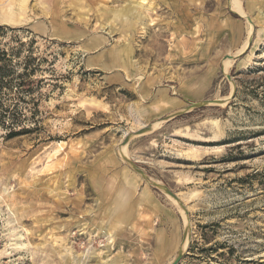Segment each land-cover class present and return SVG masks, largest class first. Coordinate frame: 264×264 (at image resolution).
Listing matches in <instances>:
<instances>
[{"label":"rangeland","instance_id":"1","mask_svg":"<svg viewBox=\"0 0 264 264\" xmlns=\"http://www.w3.org/2000/svg\"><path fill=\"white\" fill-rule=\"evenodd\" d=\"M20 1L0 40L39 66L41 129H0V264H264V0Z\"/></svg>","mask_w":264,"mask_h":264},{"label":"trees","instance_id":"2","mask_svg":"<svg viewBox=\"0 0 264 264\" xmlns=\"http://www.w3.org/2000/svg\"><path fill=\"white\" fill-rule=\"evenodd\" d=\"M6 30L11 34L15 32L14 28L0 27V36ZM22 46L24 42L16 39V46L6 48V42L0 40V129L5 139L37 133L41 129L37 106L43 78L31 79L39 66L30 52L19 59L17 55Z\"/></svg>","mask_w":264,"mask_h":264},{"label":"bare ground","instance_id":"3","mask_svg":"<svg viewBox=\"0 0 264 264\" xmlns=\"http://www.w3.org/2000/svg\"><path fill=\"white\" fill-rule=\"evenodd\" d=\"M22 1V0H21ZM20 1V2H21ZM22 3V2H21ZM9 4H11V3H9ZM26 4V3H25ZM22 5V4H21ZM232 7L234 8V10L236 11V12H239V13H241V11H240V7H239V4H238V2L237 1H235V0H232ZM1 7H2V5H1ZM9 7V6H8ZM23 7V6H22ZM4 8H5V6H4ZM4 8H1L0 9V20L2 21H6V22H8V23H14V22H16V21H18V15L13 11V10H11L10 8H6V9H4ZM232 8V9H233ZM126 9H129L128 7L127 8H125L124 9V11L123 12H125L126 11ZM131 10V9H130ZM161 11V10H160ZM122 12V13H123ZM130 12V11H129ZM129 53V52H128ZM119 56V55H118ZM120 57V56H119ZM118 57V58H119ZM228 58H226V59H224V62H225V60H227ZM118 62V61H117ZM116 62V63H117ZM128 63V62H127ZM118 65V64H117ZM224 66V65H223ZM226 67V66H225ZM222 100H224V99H222ZM224 101H220V102H217L216 104H218V105H221V104H224L223 103ZM218 121V120H217ZM213 123L212 124H215L216 126V134L217 135H219V134H221V133H219V132H221V130H220V128H219V125L217 124V122H215V120H213L212 121ZM159 125V121H156V122H153L152 123V126H151V128H150V130H154L155 129V127H157ZM143 127V126H142ZM214 129V130H215ZM152 130V131H153ZM146 132H150V131H146ZM143 133H145V132H143ZM143 133H141V135H144ZM126 134V133H125ZM148 134V133H147ZM140 135V134H139ZM63 146V145H62ZM61 147V146H60ZM59 147V148H60ZM121 147V149L122 148H124L123 146H120ZM207 148V147H206ZM121 149H120V152H121V154H122V151H121ZM189 153H191V152H189ZM193 153V152H192ZM194 154V153H193ZM188 159H190V158H188ZM47 165H45L44 166V168L46 167ZM46 170V169H45ZM126 196H124V194H122V195H118L117 196V198H116V200H115V202H114V204H113V208H112V212L115 214V221H116V223L115 224H118V225H121L122 224V221H124L125 219H127V217H128V204L126 203V201L124 200V198H125ZM170 197V196H169ZM179 207H180V205L178 204V202L174 199V198H172V197H170ZM173 202V203H174ZM175 204V205H176ZM180 210H181V212H182V214H184V210L182 209V207H180ZM179 210V211H180ZM180 212V213H181ZM106 230V229H105ZM102 231V230H101ZM187 232H188V229L187 230H185V232H184V237H183V239H182V242H181V249L185 246V244H186V240H188V234H187ZM105 235H106V241H107V244H111L112 242H113V238H112V235H111V231L110 230H107L106 231V233H105ZM81 259V258H80ZM86 260H92L93 262H95L94 264H122V263H111V262H109V259H104V260H98L97 258L95 259V256H94V254H93V252H90L89 254H88V256H87V258H86ZM78 261H80V260H78ZM91 262V261H90ZM84 263V262H83ZM91 264V263H90Z\"/></svg>","mask_w":264,"mask_h":264},{"label":"water","instance_id":"4","mask_svg":"<svg viewBox=\"0 0 264 264\" xmlns=\"http://www.w3.org/2000/svg\"><path fill=\"white\" fill-rule=\"evenodd\" d=\"M230 1H231V0H229V6H230ZM233 12H234V11H233ZM235 13H236V12H235ZM247 20H248V22H251L250 18H247ZM250 42H251V36L248 37V43H250ZM229 58H232V56H229ZM217 102H220V100H212V101H206V102H196V103H192V104H190L188 107H184V108H182L181 110H179L178 112H175V113H173V114H170V115L166 116V117L163 118L162 120H168V119H170V118H172V117H174V116H176V115H178V114H180V113H182V112L189 111V110L192 109V108H197V107L202 106V105H204V104H208V103H217ZM151 126H152V125H148V126H145V127H143V128L138 129L136 132H134V135H138V134H141V133H143V132L149 131L150 128H151ZM131 136H132V135H126V136L123 138L121 145L124 146V145L129 141V139L131 138ZM124 159L126 160V162H128V163L132 166V168H133L136 172H138V173L141 174L143 177H145L146 179H148V177H146V176L143 174L142 170H141V169H140V168H139L134 162L128 160V158H126V157H125ZM151 184H152L154 187H156V188L162 190L163 192H165L166 194H168V195L171 196L172 198H174V199L178 202V204L180 205V207H182V209L184 210V213H185V214L187 213L186 207L182 204V202L179 200L178 196H177L174 192H172L170 189H168V188H166V187H164V186H161V185L158 184V183L151 182ZM187 229H188V227H186V230H187ZM182 255H183L182 250H179L178 253L176 254V256L172 259V261H171L169 264H179V261H180V259L182 258Z\"/></svg>","mask_w":264,"mask_h":264}]
</instances>
